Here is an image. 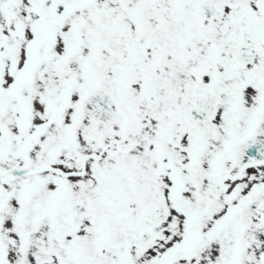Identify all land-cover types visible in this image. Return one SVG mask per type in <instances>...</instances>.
Here are the masks:
<instances>
[{"label": "snow or ice", "instance_id": "obj_1", "mask_svg": "<svg viewBox=\"0 0 264 264\" xmlns=\"http://www.w3.org/2000/svg\"><path fill=\"white\" fill-rule=\"evenodd\" d=\"M0 264H264V0H0Z\"/></svg>", "mask_w": 264, "mask_h": 264}]
</instances>
